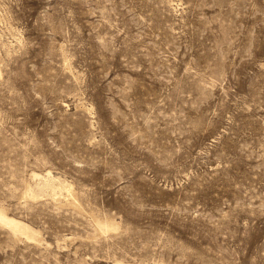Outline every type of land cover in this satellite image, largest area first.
<instances>
[{
  "label": "rangeland",
  "instance_id": "rangeland-1",
  "mask_svg": "<svg viewBox=\"0 0 264 264\" xmlns=\"http://www.w3.org/2000/svg\"><path fill=\"white\" fill-rule=\"evenodd\" d=\"M0 206V264H264V0H0Z\"/></svg>",
  "mask_w": 264,
  "mask_h": 264
},
{
  "label": "bare ground",
  "instance_id": "bare-ground-1",
  "mask_svg": "<svg viewBox=\"0 0 264 264\" xmlns=\"http://www.w3.org/2000/svg\"><path fill=\"white\" fill-rule=\"evenodd\" d=\"M34 175L38 176L39 173L35 172ZM39 179H40V182L37 184V187L29 188L28 194L36 195L38 193L41 194L43 192H51L52 194H56L57 186L61 187V189L68 188V185L62 181H59V184L57 185L56 182L58 180L56 181L57 178H55V176L51 173V171H48V173L41 176V178ZM0 222L8 225L14 231L13 233H24L28 238H30V240L31 238H34V239L37 238V235L39 233V231L35 229L33 226H31L29 223L25 222L22 219L9 215L7 211L5 210V208L1 206H0ZM98 225L100 229H103L105 231L111 228H114V229L117 228L114 222H111L108 220L98 221Z\"/></svg>",
  "mask_w": 264,
  "mask_h": 264
}]
</instances>
